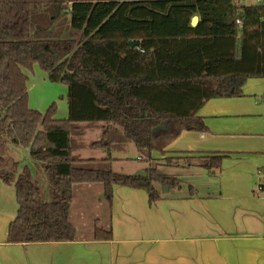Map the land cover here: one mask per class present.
<instances>
[{
    "label": "trees",
    "instance_id": "trees-1",
    "mask_svg": "<svg viewBox=\"0 0 264 264\" xmlns=\"http://www.w3.org/2000/svg\"><path fill=\"white\" fill-rule=\"evenodd\" d=\"M37 64L67 86L68 118L57 116V102L44 113L31 107L27 72ZM216 97H225L223 0H0V148L11 151L0 155V178L20 204L8 241L83 238L71 218L81 185L101 184L109 209L115 184L144 189L151 203L161 197L156 183L180 187L151 166L114 170L112 151L133 141L155 160L183 130L207 129L199 109ZM92 123L102 130L92 146L107 156L74 155L71 130ZM25 150L32 165L22 164ZM222 158L165 160L200 159L214 173ZM93 237L113 239L112 227L97 225Z\"/></svg>",
    "mask_w": 264,
    "mask_h": 264
},
{
    "label": "crops",
    "instance_id": "crops-1",
    "mask_svg": "<svg viewBox=\"0 0 264 264\" xmlns=\"http://www.w3.org/2000/svg\"><path fill=\"white\" fill-rule=\"evenodd\" d=\"M199 110L206 130H183L164 152L154 151L152 156L164 161L175 157L179 163L184 157L223 156L222 166L209 172L200 164L201 158L190 167L174 166L181 174L192 173L191 178L177 176L182 185H168L167 189V185L156 183L161 197L153 203L144 189L115 184L108 216L114 236L111 240L83 237L9 242V227L20 204L16 187L0 178V264H230L225 97L212 98ZM130 143L135 147L128 149ZM79 149L73 154L80 156ZM136 149L137 159L143 161L135 142L128 141L112 151L116 158L112 167L125 158L117 152L135 159ZM27 153L25 150L24 156ZM95 186L103 194L101 184L81 185L77 191L88 192Z\"/></svg>",
    "mask_w": 264,
    "mask_h": 264
},
{
    "label": "rangeland",
    "instance_id": "rangeland-1",
    "mask_svg": "<svg viewBox=\"0 0 264 264\" xmlns=\"http://www.w3.org/2000/svg\"><path fill=\"white\" fill-rule=\"evenodd\" d=\"M29 75V93L31 97V107L37 110L42 111L43 113L47 108L54 102L58 103L57 116L59 118H68V88L65 84L61 82H52L48 78V74L42 70V68L37 64L35 66L34 74L27 72ZM82 130L83 132H80ZM78 129L72 131V137H74V144L77 142L78 147L75 149L78 150L79 155L82 158H102L107 156V151L104 148L92 147L90 144L93 140H97L101 136V127L98 123H92L91 125H84V129ZM84 136V137H83ZM90 143V144H89ZM84 146V147H83ZM135 147L134 143L128 145ZM4 149V151H3ZM11 151L8 150L6 146L0 148V155L7 156ZM118 155L125 157L124 159L114 163V169L122 173H133V174H144L145 169L138 170L141 166H149L159 169L160 171H170L175 173L176 176L183 177L185 180H189L192 176V173H182L181 169L174 167L176 165L167 164L168 160L155 159L153 161L147 160L146 156L143 161H140L138 158L137 149L134 153V158L127 159V156L124 152H117ZM22 164L27 162L32 165L31 158L27 153L24 156L22 152ZM164 161V163H163ZM183 168V167H182ZM101 187H103L101 185ZM81 188V187H79ZM168 186L165 187L167 189ZM82 190V189H79ZM101 190L96 186L91 190H83L76 193L73 199L72 205V220L77 227L78 237H93L95 234V227L97 225L108 226L110 224L109 219V203L106 201V198L103 194L100 193ZM88 198V199H86ZM84 199H86L84 201Z\"/></svg>",
    "mask_w": 264,
    "mask_h": 264
},
{
    "label": "water",
    "instance_id": "water-1",
    "mask_svg": "<svg viewBox=\"0 0 264 264\" xmlns=\"http://www.w3.org/2000/svg\"><path fill=\"white\" fill-rule=\"evenodd\" d=\"M192 25H193V27H196L197 26V24H198V15H196V16H194L193 18H192ZM131 45H132V47H136V45H137V43H135V42H132L131 41Z\"/></svg>",
    "mask_w": 264,
    "mask_h": 264
}]
</instances>
